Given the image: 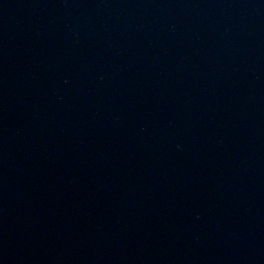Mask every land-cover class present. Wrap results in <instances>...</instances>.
Returning a JSON list of instances; mask_svg holds the SVG:
<instances>
[{"label":"water","instance_id":"95a60500","mask_svg":"<svg viewBox=\"0 0 264 264\" xmlns=\"http://www.w3.org/2000/svg\"><path fill=\"white\" fill-rule=\"evenodd\" d=\"M0 264H264V0H0Z\"/></svg>","mask_w":264,"mask_h":264}]
</instances>
